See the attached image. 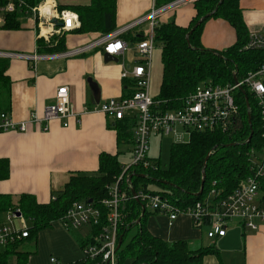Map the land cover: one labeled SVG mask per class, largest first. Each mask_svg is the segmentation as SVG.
Listing matches in <instances>:
<instances>
[{"label": "trees", "instance_id": "16d2710c", "mask_svg": "<svg viewBox=\"0 0 264 264\" xmlns=\"http://www.w3.org/2000/svg\"><path fill=\"white\" fill-rule=\"evenodd\" d=\"M30 7H37L44 0H24ZM174 0H155L157 8ZM9 0H0V8L6 6ZM117 0H92L90 5L60 7V11L69 9L78 15L79 34L100 33L102 35L115 31ZM196 0L193 3L196 15L189 26H178L174 21L158 22L154 29L155 46L162 48L163 75L160 88V101L164 108L176 109L199 85H233L234 77L238 81L255 73L264 63V51L244 50L250 33L243 19L240 0ZM25 11L6 13L3 28L16 31L21 28L20 19ZM209 17H206L208 16ZM204 21L194 29L200 19ZM211 19L227 22L236 33L235 44L223 51L204 48L201 37L205 24ZM194 29V30H193ZM193 30V31H192ZM128 32L122 36L127 43H136L146 38L142 33ZM60 33L48 39L37 40L39 53H54L65 49L66 35ZM189 35L188 39L187 36ZM10 59L0 58V113L11 111V85L8 75ZM264 82V77L262 78ZM125 89L129 91V81ZM130 96L128 94L126 97ZM235 99L240 106L241 122L232 133H194L190 141L184 144L174 143L170 150V162L167 168L161 166L160 158L152 159L155 166L144 170L140 167L130 168L120 181L122 190H126L127 200L120 205L122 220L118 228V242L122 246L116 256V264H204L205 257H219L216 246L192 249L187 241L166 242L153 235L148 229V217L151 213L145 203L134 199L133 192L143 194H164L171 198L173 204L180 208H189L205 200L212 191L220 195L231 194L240 181L252 175L249 154L252 150L259 151L264 146L262 135L264 121L257 108L253 95L246 88L235 92ZM247 101L249 108L247 107ZM128 119L116 122L118 145L134 144L133 133L130 131ZM252 135L249 141L250 135ZM120 154L102 153L99 156L98 170L94 173H74L70 176L64 189L52 194V199L46 204L38 203L29 194H22L17 199L0 194V220L10 210H20L27 220L29 238L39 232L60 223L68 210L75 203H93L106 214L102 206L104 200L110 199L111 188L124 171V164L119 160ZM208 161L206 162V158ZM0 180L9 177V165L0 160ZM204 189L198 195L203 180ZM264 200V180L262 182ZM158 187L157 191L150 186ZM145 212L143 213V209ZM156 214V213H155ZM105 224V216L103 218ZM138 229L137 234L125 245L130 231ZM94 235L100 227L92 228ZM73 231V230H72ZM8 246L0 252V264H7L8 256L15 249ZM93 243V238L81 242L86 249ZM35 253V252H34ZM32 254L31 252L24 253ZM24 257V258H27ZM71 264H104L100 260L84 259Z\"/></svg>", "mask_w": 264, "mask_h": 264}, {"label": "crops", "instance_id": "0c3cea01", "mask_svg": "<svg viewBox=\"0 0 264 264\" xmlns=\"http://www.w3.org/2000/svg\"><path fill=\"white\" fill-rule=\"evenodd\" d=\"M55 2L60 10V7L65 6L90 5L92 0ZM152 5L153 0H117L115 30L147 15ZM240 8L248 32L264 33V0H240ZM48 9L43 7L42 10L46 12ZM67 10L77 15L72 10ZM195 15L193 4H184L162 15L159 22L174 21L178 26L187 27ZM0 23L4 24L2 17ZM20 23L21 28L16 31L0 26V52L52 54L39 53L37 50V40L46 39L40 32L37 20L24 15ZM79 27L66 35L65 49L54 53L84 46L102 36L100 33L79 34L76 32ZM147 31L148 26L143 25L135 33L145 36ZM236 40L235 30L220 19L209 20L201 37L204 48L217 51L228 49ZM134 44L127 43L118 63H105L102 49L72 58L40 60L34 69L32 62L10 59L7 72L12 81L10 115L15 122L27 121L34 114L42 118L45 109L54 103L57 89L61 86L69 88L70 100L78 117L69 119L67 127L60 120L51 121L48 131H43L39 124H31L26 133H0V160L7 161L10 170L9 177L0 180V194L14 199L22 194H29L38 203L46 204L50 202L54 192L64 189L72 174L96 172L100 154L121 156L125 153L121 151L122 146L129 145L132 158L134 144L118 145L114 129L116 122L100 112H84L85 109L95 108L109 99L132 95V88L129 91L125 89V82L120 75L124 65L132 67L137 60L132 50ZM132 55L135 58L133 64ZM90 79L98 87V99L90 87ZM126 119L130 121V131L133 133L134 123L132 119ZM155 217L158 222L152 216L148 221V229L166 242L184 240L191 248L198 246L192 249L215 245L219 257L209 255L205 257L204 264H264V224L259 226L258 231H251L239 222H232L228 224L225 237L211 240L207 237L209 227L199 230L188 217H179L172 226L166 216L158 214ZM239 235L242 236L241 241ZM93 237V229L89 226L69 231L57 222L38 235L20 241L8 256L7 264H52V258L56 259L57 264L75 263L85 257L81 242ZM4 250L5 248H1L0 252ZM28 252L32 254H24ZM39 253L42 255L40 260L37 259ZM43 254H46L44 261Z\"/></svg>", "mask_w": 264, "mask_h": 264}, {"label": "built area", "instance_id": "2783aa9c", "mask_svg": "<svg viewBox=\"0 0 264 264\" xmlns=\"http://www.w3.org/2000/svg\"><path fill=\"white\" fill-rule=\"evenodd\" d=\"M195 1L174 0L157 8L153 0L151 10L144 17L124 28L104 34L84 46L65 52L45 55L0 52V58L24 59L32 62L33 69L40 60L72 58L95 49H102L104 54L120 58L123 57L127 48V42L122 39V36L128 32L137 31L143 25H148L146 38L135 43L132 48L137 56L134 66L124 65L120 75L123 81L130 82L132 95L109 99L95 108L85 109L84 112H100L114 122L130 118L134 123L132 162L124 166L123 174L109 188L111 197L102 202L106 214L93 203H75L60 221L69 231L86 226L100 227L98 234L93 237V243L84 249L86 258L98 259L104 264H116L117 233L122 220L120 205L128 198L126 190L120 187V181L132 167L148 170L155 166V162L149 157L152 137L173 136L177 144H184L185 137L189 136L190 141L194 133L235 132L241 122L240 106L236 102L235 92L243 88L253 95L264 121V82L262 80L264 63L257 72L250 73L233 85H199L176 109L164 108L160 101L151 99L149 95L151 61L156 47L154 29L162 15L184 4H193ZM47 6L49 9L44 12L42 9ZM17 11H25V15L37 20L40 32L46 39L55 34L69 33L79 27L78 16L68 10L60 11L55 0H45L37 7H30L24 0H9L6 6L0 8V17L3 21L4 14ZM244 50L264 51V33L250 34ZM74 117H78V114L71 103L69 88L61 86L57 89L54 103L45 109L42 118L34 114L27 121L15 122L10 112L0 113V133L11 131L26 133L31 124H39L43 131H48L49 122L54 120L62 121L63 126L67 127L68 120ZM262 139L264 140V133ZM249 159L252 175L241 180L231 194L223 196L219 191L212 190L204 201L189 208L176 206L170 196L164 194L138 193L134 199L145 203L146 209L150 212L165 215L170 226L180 216H187L197 229L208 226L207 237L211 240L225 237L228 224L235 221L248 230L258 231L259 226L264 224L262 193L264 146L259 151L252 150ZM104 216L105 224L102 222ZM29 236L27 220L20 210H10L3 215V220H0V249L14 245ZM51 262L57 264L55 258H52Z\"/></svg>", "mask_w": 264, "mask_h": 264}, {"label": "rangeland", "instance_id": "374dc122", "mask_svg": "<svg viewBox=\"0 0 264 264\" xmlns=\"http://www.w3.org/2000/svg\"><path fill=\"white\" fill-rule=\"evenodd\" d=\"M132 58H133V61H132ZM132 58H131V61H132L131 64H133L135 61V58L133 55H132ZM162 75H163L162 48L159 45H157L155 47L154 52H153L152 61H151V76H150L149 95H150L151 99H153V100H157L159 95H160ZM185 138H186V143H187L189 141V136H186ZM174 143H176V142H175V138L173 136L163 137V138L152 137L151 138V150L149 153V157L152 159L160 158L161 166L163 168H167L169 166V162H170V150H171V147ZM122 147L123 148H121L122 149L121 151H123L125 153L121 154L120 161L125 165L131 164V162H132V158H130L131 146L125 145ZM258 157H260V156H258ZM150 189L157 191L158 187L151 185ZM156 215H158V213H156V214L154 213V214L149 215L148 221H150V219L153 216L154 220L156 222H158L157 217H155ZM162 216H165V215H162ZM180 217H187V216H180ZM1 219L3 220V216H1ZM157 226H159L158 223H157ZM28 227H30V226H28ZM201 230H205V228H201ZM137 232H138V229H136V228L133 229L132 231H130V233L128 234V236L126 238L125 245L131 241V239L137 234ZM241 238H242V236L239 235L240 241L242 240ZM192 248H198V246H195ZM45 255L46 254H43V261H44ZM41 258H42V255H40V253H39L37 256V259L40 260ZM124 264H129V262H125Z\"/></svg>", "mask_w": 264, "mask_h": 264}, {"label": "water", "instance_id": "95a60500", "mask_svg": "<svg viewBox=\"0 0 264 264\" xmlns=\"http://www.w3.org/2000/svg\"><path fill=\"white\" fill-rule=\"evenodd\" d=\"M223 1H224V0H220L219 5H220ZM206 17H209V15L206 16ZM206 17H203L202 19H200L199 22L195 25L194 29L197 28V27H198V26L204 21V19H205ZM0 26H3V24L0 23ZM194 29H193V30H194ZM193 30H192V31H193ZM188 37H189V35L187 36V39H188ZM104 61H105V63H112V62H114V63H118V62H119V59H118L116 56L109 55V54H106V53H105V54H104ZM234 80H235V83L238 82V80H237L236 77H234ZM88 82H89V84H90L91 89L93 90L94 95H95V96L97 97V99H98L99 92H98V87H97V85H96L91 79H90ZM247 107L249 108L248 101H247ZM252 135H253V134L250 135V137H249V141L251 140ZM208 158H209V157L206 158V162L208 161ZM205 178H206V174H205V171H203L202 187H201V190H200V192H199L198 195H201V194L203 193ZM133 195L135 196V195H136V192H133ZM91 202H92V201H90V203H91ZM142 209H143V213H144V212H145V208H142ZM121 246H122V239L120 238V240H119V242H118V246H117V252L119 251V249L121 248Z\"/></svg>", "mask_w": 264, "mask_h": 264}, {"label": "bare ground", "instance_id": "6f19581e", "mask_svg": "<svg viewBox=\"0 0 264 264\" xmlns=\"http://www.w3.org/2000/svg\"><path fill=\"white\" fill-rule=\"evenodd\" d=\"M48 7V6H47Z\"/></svg>", "mask_w": 264, "mask_h": 264}]
</instances>
